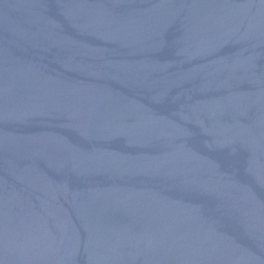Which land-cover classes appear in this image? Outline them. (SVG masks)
Masks as SVG:
<instances>
[{"label": "water", "instance_id": "95a60500", "mask_svg": "<svg viewBox=\"0 0 264 264\" xmlns=\"http://www.w3.org/2000/svg\"><path fill=\"white\" fill-rule=\"evenodd\" d=\"M0 264H264V0H0Z\"/></svg>", "mask_w": 264, "mask_h": 264}]
</instances>
